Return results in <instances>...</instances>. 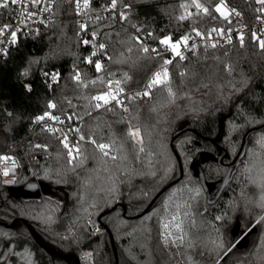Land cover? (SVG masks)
<instances>
[{"label": "trees", "instance_id": "16d2710c", "mask_svg": "<svg viewBox=\"0 0 264 264\" xmlns=\"http://www.w3.org/2000/svg\"><path fill=\"white\" fill-rule=\"evenodd\" d=\"M52 1L49 24L0 61V148L13 138L24 143L13 151L21 178H0V264H264L261 39L248 33L232 46L198 42L184 60L166 63L161 40L191 39L221 25L218 0H116L124 19L110 14L88 24L87 35L107 45V67L98 74L95 65L82 66L91 49L77 36L72 2ZM195 1L209 12L200 13ZM225 1L249 19L259 4ZM7 12H0V25ZM157 70L167 76L149 88ZM50 71L60 76L48 85ZM79 73L83 80L75 79ZM143 86L149 95L135 93ZM117 93L126 110L96 107L95 97ZM72 113L79 117L72 139L84 151L74 160L62 136L47 129ZM100 144L108 147L101 151ZM198 155L201 163L207 158L203 170L213 193L231 171L214 204L192 172ZM30 185L33 195L21 196ZM171 222L177 230L166 233ZM28 225L44 245L73 258L46 251ZM86 253L90 263L82 259Z\"/></svg>", "mask_w": 264, "mask_h": 264}, {"label": "built area", "instance_id": "2783aa9c", "mask_svg": "<svg viewBox=\"0 0 264 264\" xmlns=\"http://www.w3.org/2000/svg\"><path fill=\"white\" fill-rule=\"evenodd\" d=\"M70 1L72 2L77 20V36L82 38V43L85 47L91 49V54L84 60L82 66L86 68L93 64L95 65V72L100 74L107 67V59L109 58L107 45L103 42H98L97 36L89 37L87 35L88 24L91 21L104 19L110 14L118 15L120 19H124V14L119 13L116 7L112 6V3H106L104 0H87V6H85V0H79V7H77V0ZM3 2L4 0H0V3ZM197 5H200V7H197L200 13L207 14L209 12V7L206 4L198 3ZM215 7L216 10L218 7L221 9V11H218L219 16L216 19L221 23L218 27L210 29L207 32L197 31L191 39H187L186 43L184 42V38L173 40L168 36L162 39L170 38L168 45L162 44L166 53L169 54L170 61L177 59L184 60L186 51L198 42L202 43L206 48H210L232 46L235 41H241V36L244 38L248 33L260 39L264 36V4L259 3L256 6V15L253 19L245 17L242 12L235 9L225 0H218ZM204 9H207V11H204ZM6 10H8L6 13L8 21L0 25V61L5 60L10 55L21 38L36 36L49 24L53 15V1L20 0L17 4H12L11 0H8V7L0 8V12ZM13 33H15V41H13ZM139 39L142 40V38ZM171 44H178V49L173 51L170 47ZM177 51L180 53L179 55L176 54ZM97 63L101 65L100 70L96 68ZM156 73L163 75L161 70L155 71L150 77L151 82L155 79ZM77 75H79V80H83L84 76L82 74L79 73ZM53 76H56V80L52 79ZM59 76V73L56 71L46 72L44 80L48 85H51L59 81ZM135 93L139 96L144 95V93H148L147 95H149L150 89L147 86H143ZM111 97H115V99ZM111 97H109L108 103L95 99L96 104H100L101 108L107 109L118 105L120 109L126 110V102L122 95L117 93ZM78 128L79 117L76 113H72L67 118L47 123V129L50 132L58 133L62 136L64 150L72 160L80 159L84 156V151L72 139V135L76 133ZM23 145V142L13 138L8 148H0V178L2 180L11 182L21 178V167L18 160L14 157L13 151ZM3 157H8V159H3ZM5 172H7V175H5Z\"/></svg>", "mask_w": 264, "mask_h": 264}, {"label": "water", "instance_id": "95a60500", "mask_svg": "<svg viewBox=\"0 0 264 264\" xmlns=\"http://www.w3.org/2000/svg\"><path fill=\"white\" fill-rule=\"evenodd\" d=\"M211 157H213V156H210V158H211ZM213 158H214V157H213ZM206 163H207V158L204 159V162L201 163V162H200V156L198 155V156L194 159V161H193V163H192V165H191V168H192V172H193L194 177H195L196 179H198V180L201 182V184H202V186H203V188H204V190H205V192H206V194H207V199H208V201H209L210 203L214 204V203H216V202L218 201V199H219L220 196L222 195L224 189H225L226 186L228 185L229 180H230L231 171H228V173L226 174V176H225V178H224V180H223V182H222V184H221V186H220V188H219L217 194L213 197V189H214V188L211 187V185L207 182L206 177H205V174H204V170H203V168L205 167ZM162 192H164V190H163ZM151 205H152V204H151ZM151 205H150V206H151ZM108 213H109V211L104 212L102 215H106V214H108ZM28 227H29V230H30L32 236H33L34 239L36 240V242H37L42 248H44L46 251L51 252V253H53L54 255H57V256H60V257L66 258V259H72V258H73V257L70 256V255H65V254L60 253V252H58L57 250H55V249H53V248H51V247H48V246L44 245V244L38 239V237L36 236V234H35L33 228H32L30 225H28ZM233 233H234L235 236H238V234H239V230H238V229H235V231H234ZM242 239H243V237H242ZM242 239H241V240H242ZM111 241H112V245H113V247H114V242H113L112 237H111ZM73 264H80V260H79V259H76L75 262H74Z\"/></svg>", "mask_w": 264, "mask_h": 264}, {"label": "snow or ice", "instance_id": "6c2138e0", "mask_svg": "<svg viewBox=\"0 0 264 264\" xmlns=\"http://www.w3.org/2000/svg\"><path fill=\"white\" fill-rule=\"evenodd\" d=\"M18 2H20V0H11L12 4H17ZM258 2L261 3V4H264V0H258ZM115 5H116V0H112V6L115 7ZM85 6H87V0H85ZM7 7H8V0H4L3 3H0V8H7ZM77 7H79V0H77ZM197 7H200V5H197ZM204 11H207V9H204ZM217 11H221V9L218 7ZM197 35H199V33H197ZM12 37H13V41H15V33L12 34ZM187 39H188L187 37H184V42L185 43L187 42ZM242 40H243V37L241 36V41ZM85 43H87V41H85ZM161 43L168 45L170 43V38L162 40ZM260 46H261V48H264V40L260 41ZM101 47H103V45H101ZM170 47L172 48L173 51H176L178 49L179 45L178 44H171ZM144 51H147V49L145 48ZM176 54L179 55L180 53L177 51ZM166 63H171V61L170 60L166 61ZM96 68H97V70H100L101 65L99 63H97L96 64ZM161 75H162L161 73H156V77L152 81V83L149 84V88H151L152 85L160 82ZM163 76L166 77L167 76V72H164ZM52 79L56 80V76H53ZM75 79L79 80V75H77L75 77ZM147 94L148 93H144V95H147ZM109 97H111V94H109V96H97V97H95V99L98 100V101L99 100H103L104 103H108L109 102ZM111 98L115 99V97H111ZM118 103H119V101H118ZM49 106L53 107V108L55 107L54 104H50ZM100 106H101L100 104L96 105V107H98V108ZM38 119H43V117H39ZM129 134L134 136V137H138L139 136V132L138 131L130 132ZM81 139H83V137H81ZM92 143H95V141H92ZM65 146L67 147V145H65ZM98 147L101 149V151H104V149H106L108 146L105 145V144H100V145H98ZM105 154H107V153L105 152ZM3 159H8V157H3ZM5 175H7V172H5Z\"/></svg>", "mask_w": 264, "mask_h": 264}, {"label": "rangeland", "instance_id": "374dc122", "mask_svg": "<svg viewBox=\"0 0 264 264\" xmlns=\"http://www.w3.org/2000/svg\"><path fill=\"white\" fill-rule=\"evenodd\" d=\"M257 1H258V0H257ZM198 3H199V2H196V1H195L196 7H197V4H198ZM223 15H224V14H223ZM261 40H264V36L261 38ZM261 126H262V124L258 125L257 127H261ZM134 132H135V131H134ZM136 138L138 139V137H136ZM241 141H242L241 144L237 145V146L235 147V149H232V151H231V153H232L231 155L233 156V161L236 160V159H235L236 156H239L238 154H240V153L242 152V150H243V147H244V144H245V139H244V140L242 139ZM258 158H259V157H258ZM241 171L244 172V174H245V172H246V168H245L244 170H241ZM257 171H258V170H257ZM227 172H228V171H225V172H224V175H223L224 177L226 176ZM259 172H264L262 167L259 169ZM214 173H217V174H218L217 170L212 169L211 174H214ZM241 174H242V175H241ZM241 174L238 176L237 181H236V183L239 184V185H240V181L242 180L241 178L244 176L243 173H241ZM224 177H223V178H224ZM6 182H7V183H12V181H11V182L6 181ZM34 189H35L34 185H30V186H28V187L22 188L21 191H20V195L23 196V197H24V196H31V195H33V190H34ZM213 195H216V193H213ZM205 199H206V196H205ZM258 222H259V220L256 221V223H255L254 225H256ZM254 225L251 226L248 230L243 231L242 236H245V234H246L248 231H250L251 228L254 227ZM92 229L95 230V232L98 231V229H96L94 225H92ZM175 230H177V226H176V224H175L174 222H171V223H169L168 225L165 226V232H166V233H170V234H172V232L175 231ZM168 235H169V234H168ZM169 237L171 238L172 236L169 235ZM241 239H242V237H240V238L237 240V243H238ZM235 245H236V243L234 242V244L232 245L231 249H233V247H234ZM231 249H230V250H231ZM230 250H229V251H230ZM89 255H90V253H86V254H84V255L82 256V259L84 260V262H86V263H90V262H91V257H90Z\"/></svg>", "mask_w": 264, "mask_h": 264}, {"label": "flooded vegetation", "instance_id": "af4514ba", "mask_svg": "<svg viewBox=\"0 0 264 264\" xmlns=\"http://www.w3.org/2000/svg\"><path fill=\"white\" fill-rule=\"evenodd\" d=\"M217 194V193H216ZM215 195H213V197H214Z\"/></svg>", "mask_w": 264, "mask_h": 264}]
</instances>
